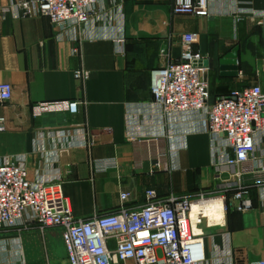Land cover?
Listing matches in <instances>:
<instances>
[{
  "label": "crops",
  "instance_id": "obj_1",
  "mask_svg": "<svg viewBox=\"0 0 264 264\" xmlns=\"http://www.w3.org/2000/svg\"><path fill=\"white\" fill-rule=\"evenodd\" d=\"M10 2L0 0V82L13 85L12 99L0 104L7 119L0 160L23 164L35 183L60 181L83 219L116 211L121 191L131 194L126 205L138 208L147 189L160 197L205 193L229 201L242 187L251 208L238 211L228 202L224 222L200 225L202 264L264 259V185L251 172L264 158V131L251 162L232 167L225 137L214 141L204 127L205 111L167 113L152 94L153 72L179 57L176 38L189 32L199 33L194 49L208 55L211 101L253 84L264 88V0H209L207 16L174 15V0H99L88 22L64 28L47 17L4 13ZM236 47L234 75L221 59ZM81 69L90 72L87 80L76 78ZM75 100L82 102L75 114H35L39 103ZM105 159L118 164L104 168ZM197 206L207 217L210 209L223 212L220 201ZM67 261L61 229L41 232L29 222L28 229L0 230V264Z\"/></svg>",
  "mask_w": 264,
  "mask_h": 264
},
{
  "label": "built area",
  "instance_id": "obj_2",
  "mask_svg": "<svg viewBox=\"0 0 264 264\" xmlns=\"http://www.w3.org/2000/svg\"><path fill=\"white\" fill-rule=\"evenodd\" d=\"M99 0H11L4 13L14 16H43L59 28L71 21L86 23L95 13ZM174 15L207 16L209 0H174ZM180 55L153 72V101L167 113L205 111L204 127L216 141L225 137L231 151L226 162L232 167H243L251 162L256 151V135L264 131V88L253 84L234 90L211 101L205 79L209 65L208 55L194 49L199 33L179 34L176 38ZM119 51L124 50V39H119ZM78 80H87L90 72L75 71ZM13 96V85L0 82V104ZM81 101L39 103L35 114L47 111H67L75 114ZM7 129V119L0 116V132ZM116 159L101 162L104 168L116 167ZM254 182L264 185V158L257 169L251 170ZM237 176L243 175L240 170ZM127 191L120 192L121 205L113 212L78 218L60 181H31L27 168L14 159L0 160V230L28 229L36 223L39 231L61 229L68 252L67 264H202L206 259L204 231L195 232L205 219L199 213L193 220L196 203H205L212 197L200 193L160 197L155 189H147L146 202L130 208ZM215 198V197H214ZM225 209L229 205L238 211L252 207L247 190L239 189L228 201L221 198ZM30 215L26 217V212ZM209 223V222H208ZM244 257V254L242 253ZM245 258V257H244ZM252 264H264V259Z\"/></svg>",
  "mask_w": 264,
  "mask_h": 264
},
{
  "label": "bare ground",
  "instance_id": "obj_3",
  "mask_svg": "<svg viewBox=\"0 0 264 264\" xmlns=\"http://www.w3.org/2000/svg\"><path fill=\"white\" fill-rule=\"evenodd\" d=\"M214 201H216V202H217V201H220V202L222 203V210H223V212L221 211L220 208H218V209H217V208H215V209H210V210L208 211V216L210 217V218H209V217H207V216L205 215V213L203 212V210H200V211L197 210V208H198L197 205L204 206V205H206V204H210V203H212V202H214ZM199 213H203V214L205 215V217L207 218L209 224H211V225H214V224H220V223H222V222L225 221V217H226L224 202H223V200H222L221 198H213V199H211V200H209V201H207V202H205V203H196V204L194 205L193 212H192L193 220L196 219V217H197V215H198ZM222 216H223V218H222ZM214 218H217V221L213 220ZM221 218H222V220H221ZM194 230H195V232H197V233H199V232L201 231V229H200L199 226H195V227H194Z\"/></svg>",
  "mask_w": 264,
  "mask_h": 264
},
{
  "label": "water",
  "instance_id": "obj_4",
  "mask_svg": "<svg viewBox=\"0 0 264 264\" xmlns=\"http://www.w3.org/2000/svg\"><path fill=\"white\" fill-rule=\"evenodd\" d=\"M238 50V47L234 48L230 53L221 59L222 68L231 70V74L234 75L238 73Z\"/></svg>",
  "mask_w": 264,
  "mask_h": 264
},
{
  "label": "rangeland",
  "instance_id": "obj_5",
  "mask_svg": "<svg viewBox=\"0 0 264 264\" xmlns=\"http://www.w3.org/2000/svg\"><path fill=\"white\" fill-rule=\"evenodd\" d=\"M205 222L207 223L206 219L204 220V223H205ZM199 227L201 228V226H199Z\"/></svg>",
  "mask_w": 264,
  "mask_h": 264
}]
</instances>
